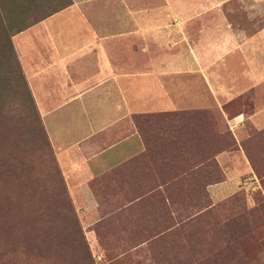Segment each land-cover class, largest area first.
Instances as JSON below:
<instances>
[{"label":"crops","instance_id":"0c3cea01","mask_svg":"<svg viewBox=\"0 0 264 264\" xmlns=\"http://www.w3.org/2000/svg\"><path fill=\"white\" fill-rule=\"evenodd\" d=\"M10 40L73 206L95 236L92 227L143 234L148 225L121 219L128 207L152 209L170 181L182 189L179 173L211 157L225 177L207 192L238 187L236 163L247 167L237 133L246 120L264 126V0H70ZM210 110L242 156L202 144L200 133L208 142L215 129L194 118Z\"/></svg>","mask_w":264,"mask_h":264},{"label":"rangeland","instance_id":"374dc122","mask_svg":"<svg viewBox=\"0 0 264 264\" xmlns=\"http://www.w3.org/2000/svg\"><path fill=\"white\" fill-rule=\"evenodd\" d=\"M9 5L8 2V11L11 8ZM54 7L53 4L45 2L41 5L40 11L48 12ZM33 11L31 10L30 13ZM12 66V71L6 74L11 81H6L7 77L5 80L0 79V98L5 101V107L2 108L4 117L6 118L7 114L9 119L12 117L15 120L14 131L0 132V189L4 185L5 188L8 184L12 185L20 195L21 191L25 195V206L33 203L35 208L44 210L46 215L35 219V224L38 225L37 230L40 223H45L46 228H52V231H48L51 238L53 239L59 234L60 239L63 228L64 252L67 256L64 264H76L81 247L75 235L71 233V227L74 224L73 214L70 213L69 207L66 205L63 195L64 188L60 185L61 172L57 171L55 156L52 150L47 147L43 130L38 124L39 121L37 119L35 122L29 120L31 107L28 105L23 91L22 78L19 77L13 63ZM5 72L7 71L5 70ZM244 109L247 113L250 112V104H245ZM194 119H198L197 121H200L201 124L209 122V125L215 129L209 133L208 142L207 132L200 133L204 141L202 144H209L213 151L218 147H226L221 152L242 156L240 151L235 152V150H240V147L233 133L225 129L224 120L216 110H210L208 116H198ZM237 135L241 136L240 144L245 143L254 155L263 176L253 170L241 145L247 159L242 156V160L244 163L246 162L247 169L245 170L241 164H238L239 162L236 163L242 173L238 187L229 195L211 196L207 192V199L214 205V213L207 221L216 225L215 236L217 237L220 230L229 231V234L234 236L232 252L219 257L215 256L212 261H216L217 264H220L221 261L222 264H264V126L257 128L249 120H246L244 131ZM213 160L217 162L220 173L215 168ZM21 164L24 165L21 167ZM217 173L222 176V179L225 177L221 165L215 158L204 162L197 169L195 168L193 173L191 171L179 173L177 177L181 181L178 183L183 184L184 188H182L183 190L170 189L181 193L179 195L174 193L177 202L168 206V211L160 202L161 194L160 197H153L158 201L153 203L152 209L147 205L148 201L145 204L143 202L137 205L136 202L130 205L128 208L131 210L124 212V218L121 219L129 220L132 222L130 224H136L137 228L142 224L148 225V230H144L143 234L140 230L138 237L132 235L134 232L131 230L133 231L134 228L123 229L124 232L118 228H110L106 233H103L104 229L92 227L95 228V236L88 231L90 228L83 227L81 218L68 194L74 214L90 248L93 264H164L162 260L166 259L165 249L169 250L174 247L173 244L183 243L186 239L182 229L178 228L179 218L182 219L187 214L198 210L193 205L182 204L185 196L196 198L198 191L195 186L205 179H214ZM189 184L194 187L187 186ZM168 214L172 216L173 220L168 219ZM64 226H66V232ZM203 234L207 238L208 234L205 232ZM8 242L9 240H6L5 237H0V249L2 248L0 264H62L59 259L62 256L58 255L59 252L37 250L32 254L13 251ZM233 252L236 253L233 254ZM211 255L213 256V254ZM37 258H39L38 261Z\"/></svg>","mask_w":264,"mask_h":264},{"label":"trees","instance_id":"16d2710c","mask_svg":"<svg viewBox=\"0 0 264 264\" xmlns=\"http://www.w3.org/2000/svg\"><path fill=\"white\" fill-rule=\"evenodd\" d=\"M10 3L11 6L10 11L7 10V4ZM47 2L50 5H54L55 7L50 11H40L41 5ZM60 2V3H59ZM70 0H0V79L5 80L7 77V73L12 71V63L15 65L19 77L22 78L23 82V91L25 93V97L27 99L28 105L31 107V111L29 112V120L35 122L36 119L39 121L40 127L43 130L44 137L47 141L48 149H51L47 136L45 134L43 125L41 123L39 114L35 107L33 98L29 91V88L24 80L20 65L16 58L14 49L12 47V43L10 40L11 34L15 31L21 30L22 28L44 18L45 16L65 7ZM31 10H34L30 13ZM40 12V13H39ZM38 13V14H37ZM13 30V31H12ZM12 31V32H11ZM4 63H7L6 65ZM2 66V68H1ZM7 66V67H6ZM6 67V68H3ZM9 67V68H8ZM5 70L7 72H5ZM6 81H11L10 78L7 77ZM18 83V80L16 81ZM3 98H0V132L1 131H14V121L12 117L9 119L6 114V118L4 117V113L2 108L5 107ZM9 110V108H8ZM24 119V118H23ZM242 148L246 153L249 162L255 170L257 174L262 175L259 169V165L246 146L245 143H242ZM226 147H218L214 149V154L221 152ZM52 150V149H51ZM50 150V151H51ZM213 158L211 157L209 161ZM208 162V161H205ZM215 164V168L218 167V164L215 160H213ZM56 164V163H55ZM24 164H21V167ZM194 166V164H193ZM191 167L193 169H187L185 172L194 171L195 167ZM27 168V167H26ZM56 168L58 173L60 170L56 164ZM217 170L220 173L219 168ZM263 176V175H262ZM60 185L64 188V199L66 205H68V209L70 213L73 214V225L71 227V233L75 235L78 244L81 247V253L78 254V260L76 264H93V257L91 255L90 248L85 240L82 229L78 223L77 217L74 214V210L70 204L68 192L64 183L63 178L60 175ZM223 180L222 176L215 174L214 179H205L198 186H195L198 195L195 198L194 196H185L183 203L185 206H195L198 208L197 211L193 213L187 214L184 218H179L177 224L178 228L182 229L184 232V237L186 239L184 242L173 244V248L167 250L166 248L164 255L166 259H163L164 264H217L216 261H212V258L215 256H222L229 252H232L234 245L232 240L234 239L233 234H229V231L220 230L215 236L216 225L207 221V219L213 215L214 209L213 204L209 202L207 199V190L206 185L209 183L219 182ZM181 181V180H178ZM177 181V183H178ZM20 185V184H18ZM183 185L181 183L177 184V186ZM184 186V185H183ZM182 186V188H184ZM187 186L194 187L189 184ZM0 189V237L6 240H9L8 243L11 244L12 250H16L19 252H28L32 253L37 250H52L55 252H59V256H62L60 261L62 264L65 263V259H67L64 252V239H63V228L62 236L59 239V234L56 235L53 239L48 231H52V228H46L45 223H40L38 230L37 224H35V219L37 217L45 216L46 213L44 210L37 209L33 205V203L25 206L26 198H24V194L21 191V195L19 191L13 188L12 185H7V188L1 186ZM174 190V183L170 181L166 194L161 196V203L164 208L166 207L168 211V206L175 204L176 197L174 196L176 191ZM183 190V189H182ZM29 196L31 194L27 193ZM179 195V193L177 194ZM207 199V200H206ZM22 201V202H21ZM15 205V207H12ZM168 219L173 220L172 216L168 214ZM212 224V225H211ZM211 225V226H209ZM226 229V228H224ZM64 230L66 232V226H64ZM173 231V230H172ZM171 231V232H172ZM203 232L207 233V238L203 234ZM210 243V244H209ZM2 247V246H1ZM63 247V248H62ZM2 249V248H1ZM0 249V250H1ZM236 252H233L235 254ZM213 254V256L211 255ZM56 257H59L55 255ZM39 258H37L38 261ZM56 260V258H55ZM222 262V261H221ZM220 262V264H222Z\"/></svg>","mask_w":264,"mask_h":264}]
</instances>
